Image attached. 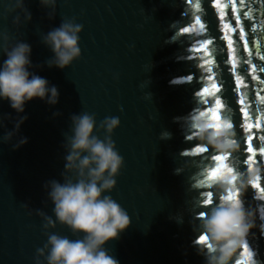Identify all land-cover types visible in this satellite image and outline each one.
I'll return each instance as SVG.
<instances>
[{"label": "water", "instance_id": "95a60500", "mask_svg": "<svg viewBox=\"0 0 264 264\" xmlns=\"http://www.w3.org/2000/svg\"><path fill=\"white\" fill-rule=\"evenodd\" d=\"M221 3L228 4L223 10L224 22L236 27L229 0ZM198 4L201 0L192 4L186 0H58L55 17L49 18L51 9L40 0H25L32 14L31 21H25L19 9L8 11L14 6L12 0H0V30L10 35L8 46L17 41L29 43L33 64L29 70L46 78L49 86H57L60 93L55 105L38 97L27 101L23 113H17L9 100L0 99V114L4 116L0 137L15 130L19 116L28 117L10 142H0V264H36L37 249L44 247L48 239L46 233L78 238L58 221L54 228L45 229L46 221L37 210L55 220L54 204L45 185L52 180L64 182L71 117L83 112L96 115L95 134L101 139L106 132L99 123L105 117L118 116L121 120L112 139L124 158V166L116 177L115 188L104 195H111L128 212L131 225L105 243L109 254L120 264H208L197 243L202 235L199 213H210L219 204V195L227 193L220 179L215 182L218 195L214 205L202 202L201 192L207 185L199 181L210 168L208 157L214 152L229 156L251 154L245 153L247 133L240 127L241 106L233 91L231 65L225 63L230 52L226 40L221 39L220 10L212 0H203L199 8ZM236 8L251 50V56H247L239 31L232 33L238 74L246 85L242 91L252 110L264 108L255 97L256 93L264 95V72L260 71L264 67V0H245L243 8L237 0ZM246 11L250 12L248 18L244 16ZM197 14L205 30L200 32L195 26L196 32L204 43L207 39L213 41L207 56L192 50L197 46L192 44L194 35L183 33L184 27L194 25ZM17 15L22 19L19 26L13 22ZM65 18H75L84 26L79 33L82 54L66 68L49 67L46 62L54 53L42 38ZM4 43L0 37V48ZM246 57L256 65L255 72L244 63ZM4 59L6 55L0 52V64ZM205 59L213 63L205 66ZM205 67L215 73L214 80L199 79ZM189 76L193 77L191 81ZM212 83L221 88L218 95L225 104L222 119L234 125L232 140L236 148L227 152L216 150L198 136L188 139L194 129L187 121L199 111H207L196 93L204 87L211 90ZM260 119L264 125V112ZM251 122L254 133L264 134L255 128L254 115ZM165 132L171 135L164 137ZM22 137H27L28 142L14 148ZM257 143L264 141L254 140L257 157L248 167L239 155L226 163L234 168L232 174L254 176V182L259 178L264 186V164L260 163ZM194 146H206L208 152L201 157L192 151ZM68 175L75 179L74 173ZM239 199L255 213V227L245 242L252 258L247 259L241 246L230 264H264V199L253 184L239 192Z\"/></svg>", "mask_w": 264, "mask_h": 264}, {"label": "clouds", "instance_id": "9594fccd", "mask_svg": "<svg viewBox=\"0 0 264 264\" xmlns=\"http://www.w3.org/2000/svg\"><path fill=\"white\" fill-rule=\"evenodd\" d=\"M12 2L14 6H10L8 11L19 9L24 14V20L31 21L32 14L25 6V0ZM57 2L40 0L44 7L51 9L49 18L55 17ZM13 22L19 26L22 23L21 16L17 15ZM83 27L76 23L75 18H65L59 27L43 35V43L54 53L46 62L49 67L66 68L81 56L79 33ZM0 37L5 42L0 52L6 55L0 64V99L9 100L17 113H23L26 102L37 97L50 105L57 104L60 95L58 87L49 86L46 78L29 70L33 67L31 45L17 41L9 47L7 42L11 37L4 30H0ZM8 119H11V114ZM27 119V116H19L15 130L0 137V142H10ZM3 120L4 116L0 114V123ZM71 120L72 134L67 135L65 144L68 154L65 157L64 182L52 180L45 185L54 204L55 220L39 209L37 211L46 221L45 229L54 228L58 221L67 225L78 238L46 233L48 239L44 247L37 249L36 264H45V261L47 264H120L104 245L131 225V217L111 195L104 193L115 188L116 177L124 166V158L112 139L121 120L118 116H107L99 123V128L106 132L103 139L95 134L97 119L94 113L74 114ZM187 122L201 141L216 150L227 152L236 148L229 119L225 118L216 124L206 115L200 114ZM162 135L169 137L171 134L165 132ZM27 142V137H22L13 147L18 149ZM68 173H74L75 179ZM221 181V187L226 191L232 189L243 192L254 183V176L230 173L223 176ZM23 206L27 207V204ZM199 217L202 235H206L207 240L200 243L199 237L197 243L201 253L206 254L208 264H230L238 248L244 246L250 229L255 227V213L248 211L241 199L227 195L222 196L210 213H199ZM40 257H44V260Z\"/></svg>", "mask_w": 264, "mask_h": 264}, {"label": "snow or ice", "instance_id": "6c2138e0", "mask_svg": "<svg viewBox=\"0 0 264 264\" xmlns=\"http://www.w3.org/2000/svg\"><path fill=\"white\" fill-rule=\"evenodd\" d=\"M194 0H186V3L192 4ZM203 0H201L202 4ZM215 7L218 8L220 11L218 12V16L223 24V35L221 39L226 40L227 47L229 49L230 55L229 60L225 61L226 64H230L231 67L229 68L230 73L233 74L234 77V88L233 91L238 96V104L241 106L240 111L242 115L241 120V130L247 135L245 136V153L251 154V156H246L243 153H233L232 156L225 155V154H217L213 153L208 157V160H210V168L206 169V174L202 177V179L199 181L202 185H207V188L202 190L201 195L203 197L202 202L205 205L212 206L214 205V202L217 199L218 192L216 191V183L219 181L223 176L227 174H232L234 172L233 167H229L226 161L230 160L233 156L239 155L242 159L243 165H246L248 167L250 163L255 162V159L257 157V153L253 147L254 140L255 141H264V134H262L261 131L253 132V123L251 120L253 119V115L255 116L256 123L255 128L257 130L264 131V125L261 123L260 114L264 112V108L257 107L255 110H252L250 108L249 103L246 100V93L242 91V88L246 87L244 80L241 78V76L238 74L237 69V60L235 58V49L233 48V38L232 33H235L239 31V38L241 40V43L243 47L247 50V56H251V50L248 49V40L245 37V30L243 25L241 24V18L238 9L236 8L237 0H229V4L232 5V11H233V19L236 22V27H232V24L230 22H224V17L226 13L223 11L226 7H228V4L221 3V0H212ZM201 4H198L197 7L199 8ZM239 5L241 8L245 6V0H239ZM244 16L246 18L250 17V12H244ZM194 25L190 27H184L183 33L186 35H194L195 38L193 39V45H197L193 47V51L197 53H203L205 56L210 55L208 52V46L213 43L211 39H207V42H203V38L200 36L199 33L196 32L195 26H199L200 32H203L205 30V24L202 22V17L197 14L193 17ZM192 21L190 22V24ZM252 32H255V27L251 28ZM255 43V40L253 41ZM261 59H264V57H261ZM213 63V61L205 59L203 61V65H208ZM245 64H250V61L247 59V57L244 60ZM252 72L256 71V65L250 64ZM261 72H264V67H261ZM211 73V75H209ZM193 79L192 76L188 77V80L191 81ZM200 80H214L215 79V73L210 68H204L201 74ZM261 83H264V81H261ZM221 91L220 86L217 83L211 84V90L208 87H204L203 91L196 93L198 95V98L200 99L201 107L207 108V111H199L198 115L203 114L206 115L209 119L213 120L216 124H220V122L223 120L221 116V109H224L225 104L222 102L220 96L218 93ZM255 97H258V102L260 104H264V95H259V93L255 94ZM255 102V99H254ZM212 105H215L213 107ZM230 127H234L233 123L231 122ZM197 136L195 133H193L191 136L188 137L189 140L196 139ZM235 143V141H233ZM257 147H259L260 152V163L264 164V144L257 143ZM192 151L195 154L200 155L203 157L204 153L208 152V148L206 146L203 147H193ZM237 171L238 168H237ZM253 187L257 190H259L261 194V199H264V186H262V183L260 182V179L257 178V181L253 183ZM229 196L232 198H239V191L238 190H227V193L224 195H219V202L222 198V196ZM205 213L206 212H201ZM207 240L206 235H200V239L198 242L203 243ZM242 253L247 254V259L252 258V253L249 250V246L247 243L244 244L242 248ZM233 264H239V261H234Z\"/></svg>", "mask_w": 264, "mask_h": 264}]
</instances>
